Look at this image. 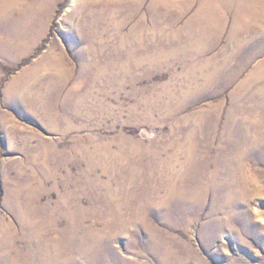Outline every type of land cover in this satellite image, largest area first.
<instances>
[{"label": "rangeland", "instance_id": "1", "mask_svg": "<svg viewBox=\"0 0 264 264\" xmlns=\"http://www.w3.org/2000/svg\"><path fill=\"white\" fill-rule=\"evenodd\" d=\"M69 1L39 10L45 0H24L0 16V41L21 14L46 19L28 55L10 62L0 52V264H264V153H241L264 149V78H251L264 65V0H208V10L203 0H160L156 13L144 0L122 31L147 38V59L100 69L77 62L63 13L85 0ZM113 2L89 0L77 31L85 41L98 38L89 19L109 3L124 22L128 9ZM50 47L70 58L58 72L37 63ZM191 142L207 145L195 186L159 203L147 175L167 184L183 161L175 149ZM113 203L124 205L117 219ZM76 205L73 226L65 210Z\"/></svg>", "mask_w": 264, "mask_h": 264}, {"label": "bare ground", "instance_id": "2", "mask_svg": "<svg viewBox=\"0 0 264 264\" xmlns=\"http://www.w3.org/2000/svg\"><path fill=\"white\" fill-rule=\"evenodd\" d=\"M33 1V0H32ZM143 1L144 0H114L113 4L116 5V6H120V7H124L128 9V11L125 12V15H124V22L122 21H118L117 20H114V15L113 13H110V10L112 11V8L110 6H112L111 3H109L108 7L106 8V11L105 12H99V15L98 14H95V13H98V10H96V12L94 13H90L91 16H90V19H89V26L87 27L88 29H95L96 30V36L98 37L97 39L99 41H94V40H91V43H90V40L88 41H85L86 39L84 38V36L81 37L80 34L77 33V31H80V26L82 25V19H79V15L84 12V10L86 8H88L89 6H92L93 5H89V0H85L84 3L81 5L80 9L77 10V11H72L71 13L67 14V15H64L63 13V17L65 20H73V25L70 29H68L65 33L67 34V36L69 37L70 41H71V47L73 49H76L75 51V55L77 57V62L80 63L82 65H84L85 67H89V65L91 66H94V67H98L99 69L101 67H109V66H113L114 65H118L121 61H125L126 62V66L130 65L133 61H136V62H141L143 61L144 59H147L148 55V51H149V48H148V43L149 41L147 42V38L145 40V37L143 35V37H141L139 40H137V33L138 32L136 29L134 30L133 28H130L129 30L127 31H122V29H124V25L126 24V22L128 21V19L134 14V12H137L136 14H139V10L142 8V5H143ZM183 1V0H182ZM204 3V9H209V6L208 4H206V2H208V0H203ZM24 2V0H3L2 1V15H4V20L7 21V15H9V9H11L10 7H12V4L15 6V5H20ZM54 3L55 0H48L44 2L42 8H39V10H42L44 9L45 10V7L48 3ZM80 2V0H70L69 3H70V6L73 7L74 3H78ZM160 0H152L151 4H149L148 8L150 10H153L154 9V12H155V9L157 8L158 4H159ZM131 3V6H127L126 4H129ZM55 4V3H54ZM93 4V3H92ZM100 4V3H99ZM26 5V4H25ZM95 5V4H94ZM163 5V4H162ZM98 6V5H97ZM103 6V5H102ZM161 6V4H160ZM159 6V7H160ZM245 6V5H244ZM70 7V8H71ZM99 7V6H98ZM104 7V6H103ZM69 8V7H68ZM162 8H164L162 6ZM161 8V9H162ZM31 8H27L28 11H30ZM33 9V8H32ZM72 9V8H71ZM102 9V8H100ZM147 9V7H146ZM158 9V8H157ZM156 9V10H157ZM180 9V8H179ZM201 9V8H200ZM104 10V9H103ZM178 10V8H177ZM206 10V11H207ZM100 11V10H99ZM114 11V10H113ZM149 11V10H148ZM180 11V10H179ZM50 12V11H49ZM69 12V11H66V13ZM92 12V11H91ZM117 12V10H116ZM152 12V11H151ZM21 13V12H20ZM153 13V12H152ZM156 13V12H155ZM205 13V12H204ZM210 13V12H209ZM0 14V16H1ZM14 14V13H13ZM29 14V13H28ZM119 14V13H118ZM169 14V13H168ZM89 15V14H88ZM142 15V13H141ZM147 15V14H146ZM152 15V14H151ZM159 15V14H158ZM165 15V14H164ZM163 16V15H162ZM11 17V16H10ZM85 17V16H84ZM141 17V16H140ZM143 17V16H142ZM145 17V16H144ZM157 17V16H156ZM86 18V17H85ZM63 19V20H64ZM77 19L78 20V23H77ZM84 19V18H83ZM121 19V18H119ZM146 19V17H145ZM175 19V18H174ZM31 20H34V21H38V22H34V21H31ZM44 21H41L40 18H31L29 16H22L21 14V19H14L13 21V24L16 28V31L15 33L13 34H9V32H6L4 34V36L2 37V40L0 41V52L2 53L3 55V58L5 60H8L10 62H16V61H19L21 58H23L25 55H28L30 53V49L31 47L33 46V44L37 41L38 39V36L40 34H42L43 30H44V27H45V20L46 19H43ZM85 20V19H84ZM141 20V18H140ZM144 20V19H143ZM11 21V20H10ZM41 21V22H40ZM67 21V22H68ZM162 21V20H160ZM65 22V21H64ZM76 22V23H75ZM88 22V23H89ZM121 22V23H120ZM140 22V21H139ZM154 22L155 23H159L158 22V19L155 18L154 19ZM153 22V23H154ZM70 23V22H69ZM138 23V22H137ZM154 23V24H155ZM85 24V23H84ZM83 24V25H84ZM128 24V23H127ZM145 25V24H144ZM156 27L154 28L155 31L157 32V35H158V31L160 32V29L158 27V24H155ZM242 25V24H241ZM87 26V25H86ZM108 26L110 27V31L108 29ZM137 26V25H136ZM147 26V25H146ZM144 27V26H143ZM245 27V26H244ZM67 28V27H66ZM79 28V29H78ZM140 28V26H139ZM161 28V27H160ZM138 29V28H137ZM143 29V28H142ZM162 30V29H161ZM208 30V29H207ZM89 31V30H87ZM86 31V32H87ZM92 31V30H91ZM84 32V31H83ZM144 32V31H143ZM139 33V32H138ZM141 33V32H140ZM203 33H206V28L202 29V34ZM91 35V34H90ZM205 35V34H204ZM11 37H15L18 42L16 45L14 46H11L10 45V39ZM95 37V36H94ZM154 37V36H153ZM205 38H206V35H205ZM116 39L118 41H116ZM197 39V38H196ZM207 39V38H206ZM205 39V40H206ZM209 39V38H208ZM196 41V40H195ZM202 41V40H201ZM157 42V41H156ZM197 42V41H196ZM195 42V43H196ZM203 42V41H202ZM200 42V43H202ZM208 42V41H207ZM14 43V42H13ZM203 44V43H202ZM200 44V45H202ZM210 44V43H209ZM208 44V46H209ZM194 45V44H193ZM199 45V44H198ZM197 45V46H198ZM204 46V45H202ZM159 47V43L156 44V48ZM153 48V47H152ZM205 48V47H204ZM208 47H206L205 49H207ZM49 52L47 53V55L43 56L42 60L37 62L38 64H44V65H47L49 70L52 69V71L54 70H57V66L65 63V60L69 61L70 62V58L66 57L65 54H63L61 51L57 52V53H54L53 52V48L50 47V49H48ZM204 50V49H203ZM57 51V50H56ZM90 51V53H89ZM134 51L136 52L134 54ZM181 51V50H180ZM151 52V51H150ZM153 52V57H155V60L159 57V53L160 51L157 50V49H153L152 50ZM169 54L171 53L170 51H168ZM168 52H167V55H168ZM174 52V51H173ZM172 52V53H173ZM184 52V51H183ZM186 52V51H185ZM200 52V50L198 51ZM164 53V52H163ZM178 53V52H177ZM88 54H91V58L87 59V55ZM119 55L118 57H115L113 58L112 56L113 55ZM156 54V55H155ZM162 54V53H161ZM160 54V55H161ZM176 54V52H175ZM202 54V53H201ZM256 54V53H255ZM1 55V56H2ZM198 55V54H197ZM172 56V55H171ZM176 56V55H175ZM166 57V56H165ZM248 57V56H247ZM252 57V56H251ZM154 59V58H153ZM159 59V58H158ZM246 61V60H245ZM249 62V61H248ZM33 63V62H32ZM246 63V62H245ZM103 64V66H101ZM204 64H206V62H204ZM90 66V67H91ZM201 67V66H200ZM206 67V66H205ZM246 67V66H245ZM35 68H37V66H35ZM79 68V67H78ZM203 68V67H201ZM68 69V68H67ZM207 69V68H206ZM81 70V69H80ZM25 71V70H24ZM51 71V72H52ZM68 71V70H67ZM71 71V70H70ZM222 71V70H221ZM58 72V70H57ZM62 72V71H61ZM197 72V71H196ZM206 72V71H205ZM232 72V71H231ZM195 73V72H194ZM208 73V72H207ZM216 73V72H215ZM244 73V71H243ZM69 74V72H68ZM201 74V73H200ZM206 74V73H204ZM196 75V74H195ZM193 75V76H195ZM219 75V74H218ZM22 76V75H21ZM58 76V79L57 80H63V73L59 74L57 73V75L55 76V78ZM192 76V77H193ZM211 76V74H210ZM234 76V75H233ZM239 76V75H238ZM196 77V76H195ZM207 77V76H205ZM204 77V78H205ZM208 77H209V74H208ZM207 77V78H208ZM15 78V77H14ZM13 78V80H14ZM54 79V77H52ZM252 80H258V79H263L264 78V65L262 67H259L255 72L254 74L252 75ZM52 79V80H53ZM197 79V78H196ZM247 79V78H246ZM207 80V79H206ZM204 80V81H206ZM208 80H210V78H208ZM195 81L194 79L191 81L193 82ZM23 83V82H22ZM241 83V82H240ZM243 83V82H242ZM244 84V83H243ZM51 85V84H50ZM203 85V84H202ZM246 82L245 84L243 85V88L246 89ZM21 86V85H20ZM20 86L18 85H13L11 84V86L9 87L10 89V92H15V91H18L20 90ZM201 86V85H200ZM211 86V85H210ZM19 87V88H18ZM203 87V86H202ZM242 87V86H241ZM24 89V88H23ZM50 89V88H49ZM242 90V89H241ZM246 91V90H244ZM260 91V89H259ZM264 91V90H263ZM263 91H260V92H263ZM254 92V91H252ZM241 93V92H240ZM264 93V92H263ZM40 95V94H39ZM264 95V94H263ZM251 96H255V94H252ZM250 96V97H251ZM259 96V95H258ZM253 102H251L252 104ZM252 106V105H251ZM151 117V116H150ZM207 118V117H205ZM204 119V118H203ZM208 119V118H207ZM204 123V122H203ZM215 124V123H214ZM246 126V125H245ZM245 128H248V127H245ZM200 129V128H199ZM258 131V130H257ZM245 132V131H244ZM254 132V131H253ZM260 132V131H258ZM192 133V132H190ZM232 133V132H231ZM196 135V132L192 133L191 137L192 136H195ZM243 136L245 138H247V135L246 134H243ZM242 137V138H244ZM193 138V137H192ZM236 138V137H235ZM257 138V137H256ZM199 144V143H198ZM254 144V143H253ZM264 144V143H263ZM207 147V145H203V146H197V145H194V142H191L189 146L187 147H184V148H181L180 146L175 149L177 150V152L175 151L174 153H180L182 154V158H183V161L180 163L179 165V169L176 170L175 172H169V182L167 184H163V181L160 180V179H156L154 180V177L153 175L152 176H149L147 175V185H145V188L147 189V191L151 194H155L157 195V197L159 198L158 194L160 195L161 193V200L159 201L160 202H164V201H167L166 200V197L170 200H173L174 198L176 197H180V195H185L188 193V191H192V187L195 186V183H194V176H195V173H194V170L198 173L199 171L197 170L196 168V165L200 166V168L202 169L203 166L202 165H205V160L207 158V152L205 151V148ZM218 147V146H217ZM242 147V146H241ZM244 147V146H243ZM242 147V148H243ZM251 147V146H250ZM258 147H262V145L258 146ZM164 149V148H163ZM248 149H244L243 151H241L242 155H252V154H263L264 153V149H260V150H255V151H252V152H248L247 151ZM251 151V150H250ZM225 152V151H224ZM238 152V151H237ZM202 153V154H201ZM221 153V152H220ZM215 155V154H214ZM233 155V154H232ZM163 156V155H162ZM228 157V156H227ZM237 157V156H236ZM262 158V157H261ZM161 160V159H160ZM229 160V159H228ZM235 160V159H234ZM163 161V160H162ZM237 161V159H236ZM243 159L238 156V167L241 165ZM225 163V162H224ZM188 170L187 172L186 171H182V169H184L185 167H188ZM237 166V165H235ZM217 167V166H216ZM234 168V167H233ZM236 168V167H235ZM187 169V168H186ZM240 169V167L238 168ZM216 170H214L213 172H215ZM224 171V170H223ZM205 172V171H204ZM209 172V171H208ZM240 172V171H239ZM210 173V172H209ZM223 173V172H222ZM233 174V173H232ZM198 174H196L197 176ZM236 175V174H235ZM239 175H242V174H239ZM207 177V175H205ZM200 178H204L203 174H200L199 175ZM244 177V176H243ZM242 177V178H243ZM158 178V177H157ZM232 178V177H231ZM234 178V177H233ZM225 179V178H224ZM238 180V179H237ZM245 180V179H244ZM223 181V180H222ZM220 181V183L222 182ZM227 181V180H225ZM230 181V180H229ZM239 181V180H238ZM228 182V181H227ZM232 182V181H231ZM217 183V182H216ZM239 183V182H238ZM242 183V182H241ZM122 184V183H121ZM211 184V183H209ZM230 184V183H229ZM212 187V186H211ZM144 188V189H145ZM143 189V190H144ZM208 189V188H207ZM211 189V188H210ZM168 191V195H167V192ZM111 191H109L110 193ZM199 192V191H198ZM205 192H207L205 190ZM202 193V192H200ZM111 194V193H110ZM145 195V194H144ZM167 195V196H166ZM200 196V195H199ZM105 197V195H104ZM194 197V196H193ZM225 197V196H224ZM197 198V197H196ZM195 198V199H196ZM203 198V197H202ZM206 199V198H205ZM178 200V199H177ZM187 200V199H186ZM158 201V200H157ZM196 201V200H195ZM203 201V200H202ZM148 202V201H147ZM170 202V201H169ZM200 202V201H199ZM230 202V201H229ZM93 203V202H92ZM112 203V202H111ZM150 203V201H149ZM158 203V202H157ZM192 203V202H191ZM197 203V202H196ZM126 204V203H125ZM181 204H184L183 202H181ZM214 204V203H213ZM127 205V204H126ZM166 206L170 205V204H163V212H165V209H166ZM174 205V204H173ZM159 206V204H158ZM201 206V205H200ZM79 206L76 205V207L74 209H68V210H65V213L67 215L68 218L72 219L70 222L73 224L74 226V218L75 217V214L77 213V208ZM124 205H121L119 203L115 204H111L110 205V212L111 214L114 216V218H118L120 217L121 213H120V208H123ZM130 208V207H129ZM191 208V207H190ZM75 209H76V212H75ZM125 209V208H124ZM120 210V211H119ZM145 210V209H144ZM107 211V210H106ZM175 211H178L177 209H175ZM216 211V210H215ZM90 213H93L94 211H89ZM134 212V211H133ZM136 212V211H135ZM162 212V211H161ZM96 213V212H95ZM159 214V213H158ZM157 214V215H158ZM143 215H145L143 213ZM164 215V214H163ZM84 217V216H83ZM135 217V216H134ZM144 217V216H143ZM132 218V217H131ZM143 220L142 216L140 217ZM163 218V217H162ZM84 219V218H83ZM82 219V220H83ZM115 219V220H116ZM121 219V218H120ZM187 219V218H186ZM189 220V219H188ZM191 220V218H190ZM119 222V221H118ZM121 225L123 223H120ZM147 224V223H146ZM186 225V224H185ZM123 226V225H122ZM149 226V225H148ZM72 230V229H71ZM89 230V229H88ZM76 231V230H75ZM89 232V231H88ZM77 234V233H76ZM97 234V233H96ZM79 236V235H78ZM91 236V234H90ZM102 238V237H101ZM98 239V238H97ZM83 240V238H82ZM97 241V240H96ZM94 241V242H96ZM31 243V242H30ZM52 243V242H51ZM55 245V244H54ZM53 245V246H54ZM93 245V244H92ZM83 246V244H82ZM88 246V245H87ZM47 247V246H45ZM56 247V246H55ZM58 247V246H57ZM84 247V246H83ZM91 247V246H90ZM99 247V246H98ZM48 248V247H47ZM46 249V248H45ZM82 249V247L80 248ZM86 249V248H85ZM89 249V248H88ZM98 249V248H97ZM100 249V248H99ZM56 250V248H55ZM84 250V249H83ZM93 250V249H92ZM44 254H46V250H44ZM57 252V251H56ZM94 254L96 255V252L93 251ZM42 255V254H41ZM43 256V255H42ZM45 257V255H44ZM49 257V255H48ZM111 257V256H109ZM50 259V258H49ZM67 259V258H66ZM91 259V258H90ZM93 260V259H92ZM91 260V261H92ZM46 261V260H45ZM49 261V260H48ZM84 261V260H83ZM51 262V261H49ZM62 262V261H61ZM85 262V261H84ZM87 262V261H86ZM70 263V262H69ZM15 264V263H14ZM38 264V263H37ZM48 264V263H47ZM68 264V263H67ZM99 264V263H98ZM101 264H109V259L106 260V261H102Z\"/></svg>", "mask_w": 264, "mask_h": 264}]
</instances>
